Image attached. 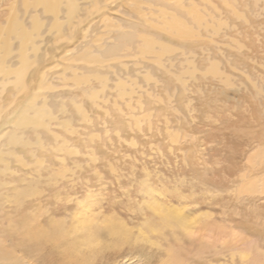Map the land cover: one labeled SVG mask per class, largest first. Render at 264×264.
Instances as JSON below:
<instances>
[{"label": "rangeland", "instance_id": "1", "mask_svg": "<svg viewBox=\"0 0 264 264\" xmlns=\"http://www.w3.org/2000/svg\"><path fill=\"white\" fill-rule=\"evenodd\" d=\"M98 1L110 9L109 16L125 21L128 31L139 26L138 37L159 35L140 13L178 9L181 0H168L171 7L153 0L145 8L128 5L143 0ZM24 2L32 0H0V27L23 17ZM184 6L197 9L214 28L228 25L219 35L196 26L193 38L162 35V42L186 52L174 59L177 68L194 65L201 71L198 80L183 86L153 69L162 83L150 84L152 94L142 89L135 95L134 109L116 88L108 105L99 98L102 105L94 112L90 96L70 88L71 72L68 80L62 76L54 82L58 87L52 92L79 94L93 126L65 101L85 131L57 132L77 150L19 148L28 165L11 156L0 163L1 169L7 164L11 169L0 176V264H264V0H184ZM86 9L77 40L69 42V28L49 49L60 61L55 73L69 66L60 58L82 41L90 21L105 25L100 12ZM187 10L178 13L191 24L194 15ZM29 14L28 28L35 16ZM138 41L128 40L117 50V55L128 53L133 75L145 72L143 64L132 63L143 44ZM13 45L19 49V43ZM54 60L50 67L59 62ZM218 66L220 73H213ZM122 78L128 82L127 75ZM93 85L101 89L96 81ZM41 137L48 142L46 134ZM29 139L38 141L36 135ZM5 146L1 153L10 150ZM251 183L257 192L248 191ZM165 211L174 229L162 219ZM180 222L187 231L180 230Z\"/></svg>", "mask_w": 264, "mask_h": 264}, {"label": "bare ground", "instance_id": "2", "mask_svg": "<svg viewBox=\"0 0 264 264\" xmlns=\"http://www.w3.org/2000/svg\"><path fill=\"white\" fill-rule=\"evenodd\" d=\"M161 1H164L167 7L172 6L171 1ZM222 1L226 3V0ZM152 2L153 0H143L128 5L134 8H145L148 5L151 7ZM128 3H130V0ZM176 4L179 6L176 5L178 9H157L156 11L152 9L150 15L140 13L143 15L144 23L149 27L152 25L159 35L138 34L140 36L137 37L136 27L139 26L136 25L134 30L128 31V27L124 26L125 21L115 20L109 16L108 11L110 9L108 10V7L103 6V3L98 0H32L30 4L24 2L23 17H20V15L15 16L12 22L5 24V27H0V51L1 49L5 51L4 55H0V147L5 145L11 147L8 151L0 152V163L6 164L13 157L20 165L27 164L26 159L18 154L17 150L19 148L33 150L40 147L41 150L50 151L68 149L72 146L77 150L78 146L73 143L74 141L59 135L58 129L65 128L72 131L71 134L77 136L79 134L78 129H84L81 121H84L83 123L90 122L93 126V119L92 116L86 113L83 104L77 101L79 94L75 95L73 89L62 93H59V91L52 92L58 87L54 82L60 77L63 76L66 80L69 79L68 72L73 74L72 80L75 81L70 88L76 87V91H82L86 96H90L94 105L92 107L93 112L95 108L98 109L99 105H102L97 102L100 100L99 98H102L103 104H109L111 93L116 88L117 94L122 98L128 96V103L126 104L133 108L130 103L135 95L145 89L144 92L147 95L148 93L152 94V92H148L152 88L150 84L159 87L158 84L162 80L154 76L153 69L171 74L168 80H178L183 86H186L189 79L198 80L197 76L199 73L201 74V71L192 65L193 60H187V63L192 65L191 68H177L174 59H180V55L186 52L183 49H174L162 42V35L179 39L193 38L195 36L193 34L196 33L194 26L197 29H206L209 34L219 35L228 28V25H219L218 28H214L210 26L209 19L205 18L197 9L187 10L184 6V0L176 2ZM88 6L92 7L93 11L97 10L101 13L105 25L100 26L96 21H90L83 33L82 41L76 43L71 49L65 50V54L60 58L61 61L69 62V66L64 67L62 74L55 73L54 71L61 67L60 61L56 56H51L49 49L51 46L60 44V40L64 37V31L69 30V28L71 29V35H68L69 42L77 40L78 28L83 24L81 15L89 11L86 9ZM179 10L181 13L187 10L189 15H194V22L190 24L188 21L181 19V13H178ZM117 11L121 12L120 10ZM137 11L141 12L139 9ZM30 12L35 13V16L31 15L30 27L28 28L26 16L30 15ZM74 21L77 22L75 27L73 25ZM102 28L103 31H101ZM98 31L101 34L100 37L93 36ZM115 33L118 34V37L112 38ZM132 39L143 42L142 46L139 44L141 47L135 55L138 60L132 63L136 66L143 64L142 69L145 70V72L137 70L136 73L133 72L134 75L129 72L128 53L117 55V50L120 51L128 43V40L132 42ZM16 42L19 43V49L13 45ZM92 42H97V44L92 46L94 44ZM54 59L59 62L56 60L57 64L50 67L49 64ZM114 62H117V65H115L116 63L113 64ZM75 63L82 65L81 67H75L73 65ZM218 69L219 66L213 67V73H220ZM37 71H41L42 74L37 76ZM124 75H127L128 82H125L122 78ZM112 77H116L117 81H113ZM141 78L144 80L145 85L141 83ZM95 81L101 86L100 90L98 86L93 85ZM112 83L115 84V88L111 87ZM64 85L67 87V83ZM67 93L70 96H67ZM65 101H70L75 106L74 109H76V114L80 116L81 121H74L73 113L70 112ZM6 105H9L10 109ZM75 123L78 124L75 127L76 129L74 128ZM44 134L48 136V142H45L41 137ZM30 135H36L38 141L32 142L29 139ZM50 140L56 145L59 141L62 144L53 146ZM6 154L8 155L6 156ZM34 157L37 158L36 155ZM4 168H7V170L0 168V176L4 174L7 176V171L11 170L8 164ZM254 184H250L249 192H257V187ZM168 216H171V213L169 214L166 211L161 215L162 219L165 218V224L173 228L175 223L168 219ZM179 225L182 228L180 230L185 229L182 222Z\"/></svg>", "mask_w": 264, "mask_h": 264}]
</instances>
